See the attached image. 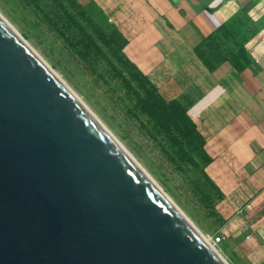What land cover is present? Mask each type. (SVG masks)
Wrapping results in <instances>:
<instances>
[{"label":"water","instance_id":"water-1","mask_svg":"<svg viewBox=\"0 0 264 264\" xmlns=\"http://www.w3.org/2000/svg\"><path fill=\"white\" fill-rule=\"evenodd\" d=\"M0 264H222L1 17Z\"/></svg>","mask_w":264,"mask_h":264},{"label":"crops","instance_id":"crops-1","mask_svg":"<svg viewBox=\"0 0 264 264\" xmlns=\"http://www.w3.org/2000/svg\"><path fill=\"white\" fill-rule=\"evenodd\" d=\"M94 2L128 39L125 57L185 105L212 157L207 172L236 203L231 235L264 262V0Z\"/></svg>","mask_w":264,"mask_h":264},{"label":"rangeland","instance_id":"rangeland-1","mask_svg":"<svg viewBox=\"0 0 264 264\" xmlns=\"http://www.w3.org/2000/svg\"><path fill=\"white\" fill-rule=\"evenodd\" d=\"M0 13L230 264H264L245 256L231 235L236 203L215 188L205 149L191 150L195 162L181 156L168 134L141 112L137 93L144 92L114 46L107 45L114 25L94 0H0ZM234 32L240 41L241 31Z\"/></svg>","mask_w":264,"mask_h":264},{"label":"trees","instance_id":"trees-1","mask_svg":"<svg viewBox=\"0 0 264 264\" xmlns=\"http://www.w3.org/2000/svg\"><path fill=\"white\" fill-rule=\"evenodd\" d=\"M106 42L108 46H114L118 60L125 61L131 69V79H136L139 82V88L143 90L144 95L137 93L141 112L153 119L168 134L169 140L178 146L181 156H188L190 161L195 162L190 152L200 148L205 149L206 140L188 115L186 107L178 100L167 101L150 79L125 57L123 50L128 44V39L118 28L113 29ZM101 52L105 54L102 50ZM133 68L135 71H132ZM137 91L135 89V92ZM206 158L207 163L210 164L212 157L207 153ZM214 186L223 195L215 184Z\"/></svg>","mask_w":264,"mask_h":264},{"label":"bare ground","instance_id":"bare-ground-1","mask_svg":"<svg viewBox=\"0 0 264 264\" xmlns=\"http://www.w3.org/2000/svg\"><path fill=\"white\" fill-rule=\"evenodd\" d=\"M1 19L5 22L7 26H9L14 32H16L32 49L33 47L29 44V42L22 36L11 24L8 22L3 15L0 13ZM34 50V49H33ZM35 51V50H34ZM36 52V51H35ZM37 53V52H36ZM38 54V53H37ZM39 55V54H38ZM40 56V55H39ZM41 57V56H40ZM42 58V57H41ZM42 60L50 67V69L58 76V78L65 84V86L71 91V93L77 98V100L84 106V108L104 127L107 133L132 157L141 171L145 174V176L149 179V181L153 184V186L162 194V196L172 204L179 212L180 216L186 221L187 225L194 231V233L200 237L204 243L210 248V250L215 254L216 258L222 264H230L226 257L222 254V252L208 239L191 221L190 219L175 205L172 199L168 196V194L158 185V183L148 174V172L138 163V161L132 156V154L122 145V143L114 136V134L100 121V119L90 110V108L82 101V99L67 85V83L62 80L60 75L42 58Z\"/></svg>","mask_w":264,"mask_h":264}]
</instances>
